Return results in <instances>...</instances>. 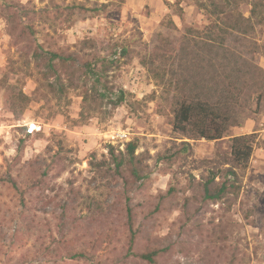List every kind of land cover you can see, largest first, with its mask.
Instances as JSON below:
<instances>
[{
  "label": "rangeland",
  "instance_id": "374dc122",
  "mask_svg": "<svg viewBox=\"0 0 264 264\" xmlns=\"http://www.w3.org/2000/svg\"><path fill=\"white\" fill-rule=\"evenodd\" d=\"M230 2L220 1L223 13L215 15L194 0H0V264H151L141 256L160 248L168 251L154 264H264V90L246 97L219 141L173 132L183 45L226 38L264 82V0ZM21 5L49 17L36 16V34L15 44L5 14ZM238 20L248 34L224 33ZM49 52L74 54L77 71L59 69L56 80ZM86 64L102 72L108 93L126 92L123 105L113 109L101 97L84 103L94 86ZM251 134L254 153L236 170L235 188L205 200L215 173L212 190L226 180L232 138ZM129 143L140 178L131 168L113 178L111 147L125 154ZM23 224L31 231L20 233ZM70 251L87 257L72 260Z\"/></svg>",
  "mask_w": 264,
  "mask_h": 264
},
{
  "label": "trees",
  "instance_id": "16d2710c",
  "mask_svg": "<svg viewBox=\"0 0 264 264\" xmlns=\"http://www.w3.org/2000/svg\"><path fill=\"white\" fill-rule=\"evenodd\" d=\"M195 5L202 11L213 13L215 15L222 14L223 8L220 6V1H224L228 6L231 0H206L207 4L202 0H194ZM102 7H107L103 4ZM213 8L212 12L210 8ZM76 5L67 6L65 10L68 12V17L71 18ZM25 6H20L15 9L9 7L5 14V18L9 27V35L14 40L15 44L23 42L27 37L36 34L35 23L38 15L47 14V9H40L38 12ZM91 12L101 11L100 8L89 10ZM65 12V11H63ZM59 12L57 17H62L65 13ZM66 12V13H67ZM255 10L253 8L251 16ZM251 18V17H250ZM250 18L248 21H250ZM67 19V18H66ZM243 22L232 24H224L226 29L224 33H228L229 29L237 32L248 34L247 30L239 27ZM189 44V43H188ZM123 53L127 54L124 49ZM48 58L45 60L47 69L56 76V80L62 81L59 75V69L66 70L69 74H74L76 58L74 54H66L63 52H49ZM39 58V56H38ZM95 67V66H94ZM92 64H86L82 69L86 77H90L94 81L92 89L85 93L84 103L89 100L98 102V98L108 99V103L113 109H117L126 102V92L124 90L118 93H108L107 88H103L101 84L102 72L94 68ZM180 68L183 74L180 76L177 84V89L180 93V98L176 99V107L174 109L173 132L178 139L188 140H207L210 142L219 141L226 136L229 128L238 123V115L245 110V105L248 103L246 97L252 98V92L264 90V82L260 81L261 70L255 66L253 62L245 58L241 53L231 49L226 45V38L217 41L216 39L202 40L201 44L195 45V48H190V45H183L182 57H180ZM50 84V87H54ZM104 89V90H101ZM104 91L103 94L100 92ZM110 95V96H108ZM114 95V98H113ZM28 101V97L24 96ZM264 98V92L258 95V107L261 105ZM244 101V102H243ZM245 104H243V103ZM259 109V108H258ZM241 110V111H240ZM28 134H32L29 133ZM256 134L236 136L232 138L231 155L225 162L229 167L225 170L226 180L221 184V187L216 190L211 189V184L215 181L217 173L213 175L204 184L205 200L219 201L223 195L232 188H235V183L238 182L237 169H247L251 162L255 144ZM185 151H188L189 142L183 141ZM136 145L129 143L125 154L116 155L114 148L111 147L113 167L107 169L108 175L113 178H121L123 171L131 168L133 176L140 178V174L135 165ZM100 168V164L96 165ZM47 175V172L44 174ZM13 181V180H12ZM14 188L18 190V186L14 183ZM65 213L62 217L64 229L67 225L68 208L64 206ZM129 227L131 230V238L129 240V254L134 256L133 247L135 243V233L132 231V215L131 208H128ZM23 223V222H22ZM20 233L25 234V225ZM31 231L29 226L26 227V233ZM17 235L16 238H18ZM67 244L68 242H59L58 244ZM70 245V244H67ZM167 248L151 250V252L143 254V260L154 264L156 258L167 252ZM85 252H69V258L72 260L86 258Z\"/></svg>",
  "mask_w": 264,
  "mask_h": 264
},
{
  "label": "built area",
  "instance_id": "2783aa9c",
  "mask_svg": "<svg viewBox=\"0 0 264 264\" xmlns=\"http://www.w3.org/2000/svg\"><path fill=\"white\" fill-rule=\"evenodd\" d=\"M28 132H29V133H33L34 130H33V129H30V130L28 129ZM125 136H126V135H125ZM117 137L119 138V137H122V136L119 134Z\"/></svg>",
  "mask_w": 264,
  "mask_h": 264
}]
</instances>
